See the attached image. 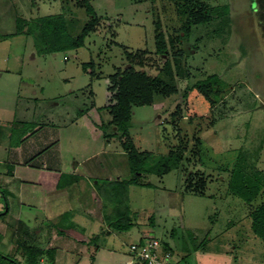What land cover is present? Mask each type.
I'll list each match as a JSON object with an SVG mask.
<instances>
[{
  "label": "rangeland",
  "instance_id": "1",
  "mask_svg": "<svg viewBox=\"0 0 264 264\" xmlns=\"http://www.w3.org/2000/svg\"><path fill=\"white\" fill-rule=\"evenodd\" d=\"M80 2L0 0V253L27 264L21 251L27 240L32 250L55 245L53 264H126L130 244L154 236L172 248L171 264H264V239L251 226V210L264 203V0H201L211 20L191 26L178 47L185 50L189 85L217 76L209 100L199 94L183 101L178 94L133 106L131 141L151 152L152 162L178 145H194L183 168L162 176H131L120 136L104 143L94 130L103 133L107 122L94 123L111 119L98 107L112 101L108 76L124 67V51H145L144 68L155 75L165 57L155 53L154 21L160 17L176 36L185 18L171 0H87L99 21L78 49L51 51L42 39L14 34L17 16L60 13L76 35L90 19ZM178 101L182 117L171 120ZM102 148L105 154L86 160ZM54 155L66 169L84 171L87 186L137 179L128 187L134 226L109 229L101 206L93 211L88 193L81 197L78 176L58 179L38 166ZM185 169L202 173L201 194L185 189ZM13 173L17 178L8 182L5 175ZM56 178L61 188L72 182L69 195H58L44 211V198L55 193L43 182ZM244 194L255 195L247 203ZM38 264L49 260L42 255Z\"/></svg>",
  "mask_w": 264,
  "mask_h": 264
},
{
  "label": "trees",
  "instance_id": "2",
  "mask_svg": "<svg viewBox=\"0 0 264 264\" xmlns=\"http://www.w3.org/2000/svg\"><path fill=\"white\" fill-rule=\"evenodd\" d=\"M171 1L174 3L178 15L185 18L186 24L183 35L178 33L174 36L166 32L160 17H157L156 21H154L155 53L165 57L157 73L150 75L145 70L143 63L145 51L140 50L138 53H129L124 49L125 64L127 65L125 66L124 64L123 68H118L113 74L108 76L110 81L108 89L113 91L114 94L112 96L113 102L103 108L107 109L111 116V119L105 124L107 126L103 127V136L106 139L120 136L121 147L126 152L128 172L131 176H134L136 173H155L162 176L175 168H183V164L189 160V157H186L185 153L191 154L194 148V145L190 148L178 145L176 149L169 151L165 155H161L156 161L152 162L153 154L148 151L136 150L131 141L128 129L133 106L150 104L156 96L165 98L178 94H180L183 101H188L189 96L199 94L209 100V95H212L215 91L213 80L218 79H216V75H210L206 79L189 85L188 71L183 62L185 50L178 47L191 26L211 20L210 8L206 7L201 0ZM251 1L255 4V0ZM79 4L85 8L90 19H88L76 35L69 33L71 20L65 18L64 14L60 13L34 17L30 20L17 16L15 18L16 31L14 34L31 35L34 39H42L45 42L46 48L51 51L78 49L84 46L86 37L95 29L99 21L93 7L87 0H81ZM93 64L92 60L83 63V71L86 72ZM89 74L92 77H100L99 75H94L92 71H89ZM218 91H216L217 94H219ZM185 104L188 122H191L194 114L190 113L187 102ZM182 109L178 101L173 111L169 113L168 118L171 120L176 117L181 118ZM107 130H109L108 133ZM195 140L199 142V139L196 138ZM201 174V172L193 171V169H185V189L196 194H201L204 187V179ZM136 183H138L137 179L125 180L121 178L111 180L106 178L95 182L94 185L101 200V209L102 211L104 210L103 220L109 229L128 231L134 226V220L132 219L129 207L128 187ZM254 195L246 196L244 194L242 196L247 203H250ZM251 226L254 233L264 239V203L251 210ZM18 233L20 238L22 233L20 231ZM21 243L23 241L19 242V244ZM24 243H26L25 248L21 249V251L27 260V264H38V257L42 255H45L49 260V264H53L55 248L49 247L32 250L29 245L27 246V240H24ZM161 243L163 248L173 252L167 242L162 241ZM0 264L21 263H19L17 258L15 259L12 256L0 253Z\"/></svg>",
  "mask_w": 264,
  "mask_h": 264
},
{
  "label": "crops",
  "instance_id": "3",
  "mask_svg": "<svg viewBox=\"0 0 264 264\" xmlns=\"http://www.w3.org/2000/svg\"><path fill=\"white\" fill-rule=\"evenodd\" d=\"M109 85H110V81H109V79H108V84H107V89H108V87H109ZM108 92H109V96H108V101L110 100L109 98H110V90L108 89L107 90ZM113 101H111V103H112ZM110 104V102H107V104L106 105H109ZM106 105H104V106H102V107H98V110L99 109H102V108H104ZM90 110H93V108L92 107H90L89 108V110H87V111H90ZM109 121V120H108ZM107 120L106 121H102V120H100V118H99V121H98V123L97 122H93L94 124H100V123H104V122H108ZM94 130V129H93ZM95 132H96V134L98 135V138H101L102 139V141L104 142V143H108L109 144V142L113 139V138H104V134L102 133V130L100 129V128H97V129H95L94 130ZM42 145H43V143H42ZM18 147H20V146H18ZM43 147V150H44V145L42 146ZM17 148V147H16ZM103 150H100L99 152H95L94 154H90V155H88L87 157L88 158H86V160H90V158H92V157H94V156H96L97 154H105V148H102ZM107 152V151H106ZM38 153H40V152H38ZM44 156H45V153H44ZM85 159V158H84ZM49 161H51V164H49V162H46V161H43V162H41L38 166L39 167H41L42 169H45V170H47V171H49V172H53V173H55V174H57L58 173V179L61 177L60 176V174H65V175H70V178L72 179L73 177H79V179H78V183L76 182V184H77V190L80 192V195H81V197H84V195L86 194V193H88V195H89V198L88 199H85V201H86V203L90 206L91 205V210H93L94 211V209H97L98 210V205H99V207L101 206V200H100V198H99V195H98V193H97V191H96V187H95V185H92V184H89L88 186H87V183H86V181H85V179L87 178V176L88 175H86L85 173H82V172H84V171H78L77 170V165H74V166H71V168H70V166H69V168L68 169H66L65 167H63V165H61L62 163H61V161H60V158L58 157V156H56V155H54V156H50L49 157ZM80 162L78 161L76 164H78V167L80 166V164H79ZM128 166V165H127ZM89 172L91 171V170H88ZM91 174H93V173H95L94 171H91L90 172ZM6 176V178H8L7 180H8V182H11L10 180L12 179V178H14V177H16L15 176V174L13 173V174H11V175H8V174H6L5 175ZM17 178V177H16ZM117 179H119V177L117 176L116 177ZM108 179H111L110 177L108 178ZM73 180H75L76 181V179L74 178ZM57 178H56V180H54L53 179V181L52 182H48V181H46V180H44V184L46 183L47 185H46V188L47 189H50V191L51 192H53V193H55V195L52 197V195H50V198H49V195L47 196V198H44V200H45V204L44 205H46V208L44 209V211L47 209V204H49V205H51V201H55V199L57 198V196L59 195L60 197H64V198H66V197H68V195H69V188H71V183L72 182H67V183H65V185H66V188H61L60 187V185H59V183H57ZM71 190V189H70ZM49 194H50V192H49ZM62 195V196H61ZM51 198H53V200L51 199ZM51 202V203H50ZM6 210H7V212H8V208H6ZM102 219V218H101ZM56 234H54L53 236H55ZM50 247H56L55 245H50ZM54 260H56V256L54 257Z\"/></svg>",
  "mask_w": 264,
  "mask_h": 264
},
{
  "label": "built area",
  "instance_id": "4",
  "mask_svg": "<svg viewBox=\"0 0 264 264\" xmlns=\"http://www.w3.org/2000/svg\"><path fill=\"white\" fill-rule=\"evenodd\" d=\"M126 264H171L172 251L165 249L154 236H142L130 244Z\"/></svg>",
  "mask_w": 264,
  "mask_h": 264
}]
</instances>
